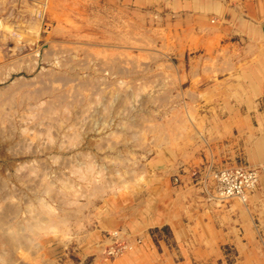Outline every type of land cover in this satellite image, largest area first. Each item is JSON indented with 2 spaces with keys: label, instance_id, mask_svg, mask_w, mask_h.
Listing matches in <instances>:
<instances>
[{
  "label": "rangeland",
  "instance_id": "374dc122",
  "mask_svg": "<svg viewBox=\"0 0 264 264\" xmlns=\"http://www.w3.org/2000/svg\"><path fill=\"white\" fill-rule=\"evenodd\" d=\"M104 10V0H0V264L120 262L128 243L143 241L125 216L148 217L180 175L197 177L188 188L198 194V164L220 147L253 165L248 134L207 130L246 110L227 97L248 88L225 85L230 74L202 83L199 67L181 69L198 53L175 55L166 8L129 15L122 31ZM223 168H208L205 198L216 208Z\"/></svg>",
  "mask_w": 264,
  "mask_h": 264
},
{
  "label": "crops",
  "instance_id": "0c3cea01",
  "mask_svg": "<svg viewBox=\"0 0 264 264\" xmlns=\"http://www.w3.org/2000/svg\"><path fill=\"white\" fill-rule=\"evenodd\" d=\"M260 5L264 6V0H104L105 13L114 19L121 31L126 28L129 15L135 18L134 22L138 19L142 21L145 8H166L165 20L169 24V38H174L175 55L184 58L188 52L198 53L197 61L193 59L189 65L182 62L181 69L199 67L202 77L199 80L205 81L202 83L215 76L230 74L233 81H226L225 85L248 88L247 95L239 98L236 94L231 95L238 101L248 102L246 110L216 117L214 124L210 121L207 125V130L213 132L212 129L220 124L223 133L234 134L238 131L248 134L245 141L249 145L245 156L250 162L254 140H264V110L263 113L256 110L255 105L256 102L264 103V9ZM207 28L212 31L208 33ZM231 96L227 97L228 102ZM255 116L261 119V128L255 124ZM236 157L235 153L220 147L219 151L211 153L207 161L198 164V167L204 166L206 170L200 182L195 184L201 189L198 194L196 189L188 188L189 183L194 185L197 181V177L194 178L189 171V174L179 176L183 181L182 186L165 188L164 205L157 199L159 206L153 208V205V212L148 217L140 219L127 214L126 226L135 234H141L143 241L134 256L114 264H201L218 262L220 259L230 264H264V175L258 191L251 194L245 204L238 199L218 200L221 206L216 208L212 205L215 201L208 203L205 198L214 186L208 168L237 165L239 161ZM218 159H224L226 163H218ZM257 162L260 165L264 159L260 158ZM209 205L213 206L211 210H207ZM113 221L109 224L111 229L116 225ZM155 228H168L169 232L163 238L156 239L151 235V230ZM226 250L229 251L228 255Z\"/></svg>",
  "mask_w": 264,
  "mask_h": 264
},
{
  "label": "built area",
  "instance_id": "2783aa9c",
  "mask_svg": "<svg viewBox=\"0 0 264 264\" xmlns=\"http://www.w3.org/2000/svg\"><path fill=\"white\" fill-rule=\"evenodd\" d=\"M260 169L248 164L221 169L214 174L216 191L221 197L231 198L251 192L258 186ZM117 253V252H116ZM112 252V254H116Z\"/></svg>",
  "mask_w": 264,
  "mask_h": 264
},
{
  "label": "bare ground",
  "instance_id": "6f19581e",
  "mask_svg": "<svg viewBox=\"0 0 264 264\" xmlns=\"http://www.w3.org/2000/svg\"><path fill=\"white\" fill-rule=\"evenodd\" d=\"M89 1V0H88ZM117 6V5H116ZM261 6V5H260ZM259 6V7H260ZM111 8V7H110ZM261 8L262 9H264V6L262 5L261 6ZM119 10V9H118ZM109 11V10H108ZM256 11V10H255ZM261 11V10H260ZM33 13V12H32ZM120 13V12H119ZM256 13V12H255ZM259 13H261V12H259ZM202 15V14H201ZM259 15V14H258ZM81 16V15H80ZM199 16H200V14H199ZM263 16V15H262ZM198 17V16H197ZM251 17V16H250ZM209 18V17H208ZM253 18V17H252ZM202 19V18H201ZM225 19H226V17H225ZM192 20H193V18H192ZM212 21H213V19H212ZM97 22V21H96ZM216 22V21H215ZM214 23V22H213ZM210 24V23H209ZM190 25V24H189ZM192 26V25H191ZM190 27V26H189ZM198 27H200V26H198ZM206 27H208L207 25H206ZM202 28H203V26H202ZM209 28V27H208ZM207 28V29H208ZM215 28V27H214ZM136 29V28H135ZM201 29V28H200ZM205 29V28H204ZM212 29H213V27H212ZM212 29L210 30V31H212ZM217 29V28H216ZM194 30V29H193ZM192 30V31H193ZM251 30L252 31H255V29H253V28H251ZM191 31V32H192ZM205 31V30H204ZM208 31H209V29H208ZM210 31L208 32V33H210ZM232 30L230 29V32H231ZM207 32V31H206ZM214 32V31H213ZM216 32V31H215ZM199 34H200V32H199ZM205 34H207V33H205ZM214 34V33H213ZM174 39V38H173ZM214 43V42H213ZM183 45V44H182ZM218 45V44H217ZM211 48V47H210ZM228 57V56H227ZM226 58V57H225ZM224 58V59H225ZM212 59V58H211ZM218 59V58H217ZM216 59V60H217ZM217 62V61H216ZM219 62V61H218ZM224 62V61H223ZM229 62V61H228ZM225 64H227V63H225ZM260 64V63H259ZM221 65H223L222 63H221ZM222 67V66H221ZM224 67V66H223ZM259 68V67H258ZM263 83V82H262ZM255 86L257 87V83L255 84ZM260 91V90H259ZM242 94V93H241ZM238 95H239V92H238ZM245 95V94H244ZM231 96V95H230ZM240 97H241V95H240ZM257 137V136H256ZM264 140H260V139H255L254 140V143H253V145H254V151H252V153L250 154V157H249V159L251 160V162H252V164L253 165H251V166H253V167H258L259 165H258V160H260V158H263L264 159V142H263ZM251 145V144H250ZM235 166V165H234ZM231 167V166H230ZM230 167H226V168H230ZM233 167V166H232ZM224 169V168H223ZM263 169V168H262ZM221 170V169H220ZM261 173V172H260ZM215 174V173H214ZM263 175L264 174H260V177H259V179H258V186L256 187V189H254L253 191H249V192H246L245 194H243V195H240V196H234V197H231V198H225V197H221L218 193V199H219V201L221 200V201H227L228 199H238V200H240V201H242L244 204L248 201V199H249V196L251 195V194H253V193H255L256 191H258V189H259V187H260V183H261V179H262V177H263ZM253 192V193H252ZM216 193V192H215ZM217 199V200H218ZM233 204V203H232ZM244 206V205H243ZM245 207V206H244ZM186 210V209H185ZM237 210H239V209H237ZM249 210V209H248ZM226 213V212H225ZM222 218H224V217H222ZM187 231V230H186ZM210 232H211V230H210ZM190 240V239H189ZM200 241V240H199ZM137 244L138 245H133L132 247H131V245H130V243H128L127 245L129 246V250H128V252H127V255H125V258H127V257H132V256H134V254L140 249V245H141V243H139V241L137 240ZM113 251V252H117L116 250H114L113 248H111L110 249V251ZM112 251H111V253H112ZM120 251H122V250H118V253L120 252ZM126 252V251H125ZM125 252H121L122 254H118V257L119 256H121V255H123V253H125ZM141 252V251H140ZM243 252V251H242ZM142 254V253H141ZM154 256V255H153ZM139 257V256H138ZM166 257V256H165ZM164 257V258H165ZM261 258V257H260ZM168 260V259H167ZM145 261V260H144ZM155 262V261H154ZM165 262V261H164ZM256 263V262H255Z\"/></svg>",
  "mask_w": 264,
  "mask_h": 264
}]
</instances>
